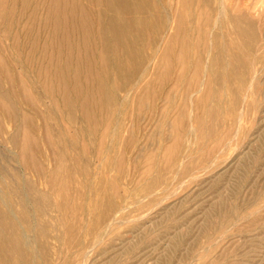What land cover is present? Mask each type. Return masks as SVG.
Here are the masks:
<instances>
[{
  "label": "rangeland",
  "instance_id": "1",
  "mask_svg": "<svg viewBox=\"0 0 264 264\" xmlns=\"http://www.w3.org/2000/svg\"><path fill=\"white\" fill-rule=\"evenodd\" d=\"M136 3L0 0V264H264V0Z\"/></svg>",
  "mask_w": 264,
  "mask_h": 264
},
{
  "label": "bare ground",
  "instance_id": "2",
  "mask_svg": "<svg viewBox=\"0 0 264 264\" xmlns=\"http://www.w3.org/2000/svg\"><path fill=\"white\" fill-rule=\"evenodd\" d=\"M124 1V0H123ZM182 4L184 6V8H186V16L190 15V9H193L191 7H194L195 13L197 16L200 15L201 13V6H202V1L203 0H181ZM159 0H152L151 2L148 0H138V3H136L134 6L135 8H139L140 10L149 8V7H155L158 4ZM177 20H176V25L173 26V28L176 30L175 34L172 35V37H170L166 42L165 45L163 47V49L160 51V59H159V63L157 64L158 67L156 68V72L155 73H167L168 72V63L171 60V55L173 53L174 50V41L177 38L182 44H186L187 39L186 36L184 35L183 31H184V25H185V17L183 16V10L178 11L177 13ZM219 14H220V10H219ZM154 15V14H153ZM220 16H222V11ZM245 15L244 14H239V15H231L230 19L232 21L233 24V29L235 31V33L238 34H243V32H245V28L247 26L246 20H245ZM156 17L158 18V21H169L167 18V15H163V13H157ZM139 24L141 25V27L143 28H147L149 27L150 23L148 21H146L144 18L139 17L138 19ZM171 22V21H170ZM173 22V21H172ZM126 24V23H125ZM153 24V23H152ZM155 24L156 27H158V23H157V19L155 20ZM173 25V23H172ZM183 28V30H182ZM150 29V28H149ZM155 29V28H154ZM192 31H195V27H193ZM140 35V34H139ZM197 38L196 39H201L200 41L202 42L207 41L209 39L208 37V33H202L201 30L197 31ZM121 42V41H120ZM128 42V40H127ZM130 43V41H129ZM126 44V43H124ZM184 54L183 51H180L179 53V59H183ZM183 66V65H182ZM172 67V66H171ZM184 72V71H183ZM138 84L140 83L139 81L137 82ZM202 83H200L201 85ZM140 86V85H139ZM0 103H4L5 105V101L3 100V98L0 96ZM7 103V102H6ZM6 107V106H5ZM1 197V196H0ZM2 199V197H1ZM0 199V200H1ZM3 201V200H1ZM0 201V202H1ZM110 205V204H109ZM101 206V205H99ZM98 207V206H97ZM111 207V205H110ZM103 208V207H102ZM97 209V208H96ZM104 209V208H103ZM3 210V209H2ZM11 210V209H10ZM94 210V209H93ZM101 210V209H99ZM105 210V209H104ZM109 209H106V212L104 213L105 215H108L110 212H108ZM12 213V212H11ZM15 213L13 212V215ZM98 214V213H97ZM1 215V214H0ZM17 215V214H16ZM97 216V215H96ZM16 217V216H15ZM93 217V216H92ZM94 218V217H93ZM101 218V217H100ZM99 219V218H98ZM102 219V218H101ZM17 224V223H16ZM94 225V224H93ZM48 226V225H47ZM95 227V226H94ZM1 228V227H0ZM3 230V229H2ZM95 231V230H93ZM16 232V231H15ZM30 238V237H29ZM16 243H20L21 245L17 246ZM10 244V243H9ZM8 244V245H9ZM29 248L28 243L24 240L23 237H20L19 239L15 238L13 243H12V248H22L23 250H27L26 248ZM4 248V247H3ZM9 249V248H8ZM5 250V249H4ZM31 250V249H30ZM28 257V256H27Z\"/></svg>",
  "mask_w": 264,
  "mask_h": 264
}]
</instances>
